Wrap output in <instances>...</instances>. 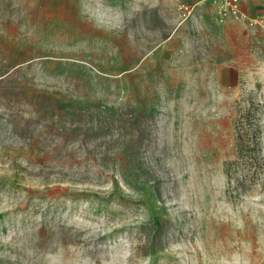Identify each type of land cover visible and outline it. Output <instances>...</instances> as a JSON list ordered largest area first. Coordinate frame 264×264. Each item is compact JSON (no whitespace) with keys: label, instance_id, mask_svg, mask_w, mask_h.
Wrapping results in <instances>:
<instances>
[{"label":"rangeland","instance_id":"1","mask_svg":"<svg viewBox=\"0 0 264 264\" xmlns=\"http://www.w3.org/2000/svg\"><path fill=\"white\" fill-rule=\"evenodd\" d=\"M179 1L0 0V264H264V31Z\"/></svg>","mask_w":264,"mask_h":264},{"label":"crops","instance_id":"2","mask_svg":"<svg viewBox=\"0 0 264 264\" xmlns=\"http://www.w3.org/2000/svg\"><path fill=\"white\" fill-rule=\"evenodd\" d=\"M182 1L193 4L192 12L187 18L179 20L180 24L175 30L169 31L166 34H244L240 31L234 33L233 25L238 29H241V27H249L248 24L239 20L228 19L220 21L211 15H206L204 12L208 9L205 7V1ZM243 8L248 15L255 16L259 11V4L257 0H244Z\"/></svg>","mask_w":264,"mask_h":264},{"label":"built area","instance_id":"3","mask_svg":"<svg viewBox=\"0 0 264 264\" xmlns=\"http://www.w3.org/2000/svg\"><path fill=\"white\" fill-rule=\"evenodd\" d=\"M209 2L218 20L234 19L245 22L249 27L264 31V0H257L259 11L255 16H250L243 8L244 0H202ZM193 4L182 0L178 2L177 8L181 15V20L189 16Z\"/></svg>","mask_w":264,"mask_h":264}]
</instances>
